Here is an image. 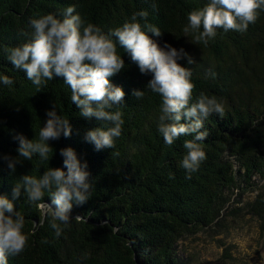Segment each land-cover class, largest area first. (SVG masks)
<instances>
[{"label":"trees","instance_id":"16d2710c","mask_svg":"<svg viewBox=\"0 0 264 264\" xmlns=\"http://www.w3.org/2000/svg\"><path fill=\"white\" fill-rule=\"evenodd\" d=\"M207 2L0 0V75L14 81L11 86L0 82V156L17 154V133L39 139L46 112L53 107L71 125L69 137L48 142L54 149L49 162L34 156L11 172L0 159V194L12 199L13 182L23 174L39 177L48 166L63 168L59 152L65 147L87 162L93 185L84 204H73L71 220L61 225L59 237L49 220L40 223L41 213L26 197L14 201L25 218L23 231L29 239L25 251L8 257V264H183L179 242L218 225L235 190L257 189L264 177V11L245 32L218 29L207 45L194 44L193 35L185 34L183 28L188 13ZM70 5L105 33L133 13L147 11V22L162 31L159 37L148 35L160 47L182 48L192 57V64L186 57L177 61L191 69L192 102L203 92L218 98L225 108L223 117L213 114L204 120L207 137L198 143L206 159L196 172L189 176L180 166L186 153L183 141L192 137L182 136L171 146L164 143L156 123L161 98L146 88L151 73L142 74L119 47L126 67L110 81L125 93L124 104L112 109L121 111L124 123L113 149L98 151L84 140L85 130L103 127V122L79 116L70 88L62 80L48 81L38 91L24 72L13 68L5 50L25 42L20 33L31 31L30 19L47 13L62 18ZM134 89L143 90L145 96L138 100ZM44 201L50 203V197L45 195ZM249 205L262 220L264 232L263 192ZM231 207L227 211L234 213Z\"/></svg>","mask_w":264,"mask_h":264},{"label":"clouds","instance_id":"9594fccd","mask_svg":"<svg viewBox=\"0 0 264 264\" xmlns=\"http://www.w3.org/2000/svg\"><path fill=\"white\" fill-rule=\"evenodd\" d=\"M261 11H264V0H208L188 13L183 32L193 35L192 43L207 45L216 37L218 29L245 32L249 24L257 21ZM147 16L144 10L133 13L121 26L105 33L99 26L86 22L70 5L62 18L47 13L30 19L31 31L20 33L26 37L25 42L6 49L7 59L13 68L24 72L38 91L48 81L62 80L70 88L71 102L79 110V116L103 122V127L87 129L83 136L99 151L114 148L124 123L121 111L112 109L124 104L125 93L110 81V77L126 67L121 53L117 52L119 47L142 74L151 73L146 88L161 98L156 123L164 143L171 146L182 136L192 137L183 141L186 153L180 161L190 176L206 159L198 143L207 137V132L202 130L204 120L213 114L223 117L225 108L218 98L203 92L192 102L191 69L177 63L186 57L188 64H192V57L182 48L177 50L168 44L160 47L152 36L159 37L162 31L148 23ZM138 17L144 21L143 25ZM0 82L6 86L14 83L7 75H0ZM133 95L139 100L145 92L134 89ZM182 118L185 122H181ZM70 135L69 118L53 107L46 112L39 139L15 134L17 154H5L0 159L6 161L11 172L23 161H32L34 156L49 162L54 149L48 142ZM59 154L63 168L48 166L39 177L23 174L13 182L12 199L0 194V264H8V257L23 253L28 243L29 236L23 231L25 218L14 205L22 195L41 213V224L49 220L56 237L62 235L61 225L69 224L73 204L82 205L90 198L93 185L87 162L78 159L71 147L61 148ZM45 195L50 197V203L44 201Z\"/></svg>","mask_w":264,"mask_h":264},{"label":"rangeland","instance_id":"374dc122","mask_svg":"<svg viewBox=\"0 0 264 264\" xmlns=\"http://www.w3.org/2000/svg\"><path fill=\"white\" fill-rule=\"evenodd\" d=\"M253 191H234L230 197L234 213L226 206L218 225L178 244L183 264H264V232L262 220L254 211L258 192L264 194V177Z\"/></svg>","mask_w":264,"mask_h":264}]
</instances>
